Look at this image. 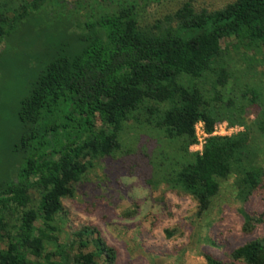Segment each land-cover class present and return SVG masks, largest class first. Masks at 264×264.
<instances>
[{"label": "trees", "instance_id": "obj_1", "mask_svg": "<svg viewBox=\"0 0 264 264\" xmlns=\"http://www.w3.org/2000/svg\"><path fill=\"white\" fill-rule=\"evenodd\" d=\"M43 1L0 8V40L38 16ZM112 3L84 15L78 32L69 21L71 43L53 49L18 102L19 135L9 150L18 164L0 182V264H115L101 239H81L85 231L75 233L78 248L70 258L46 246L54 241L61 200L72 196L94 162L120 150L126 121L152 127L170 143L168 151L151 153L148 183L190 197L197 215L210 209L220 180L234 177L233 197L243 205L264 176V116L246 121L245 109L257 99L250 87L225 91L230 76L220 47L231 39L245 50L264 48V0H233L209 12L183 2L161 29L139 22L136 0ZM205 78L208 89L200 83ZM219 122L242 131L211 135ZM197 123L207 137L199 153H188ZM238 213L243 235L263 221L243 208ZM88 242L93 251L83 252ZM202 258L204 264H264V236L224 258Z\"/></svg>", "mask_w": 264, "mask_h": 264}, {"label": "rangeland", "instance_id": "obj_2", "mask_svg": "<svg viewBox=\"0 0 264 264\" xmlns=\"http://www.w3.org/2000/svg\"><path fill=\"white\" fill-rule=\"evenodd\" d=\"M113 1L44 0L39 3L43 11L38 16L24 21L0 40V182L9 179L18 164L9 150L19 135L16 109L29 82L55 47L71 43L70 31H66L69 21L77 29L84 15L98 11V7L109 8ZM136 1L139 22L151 29H161L166 18L183 2L194 10L209 12L233 0ZM28 2L0 0V8H16L17 4ZM234 45L231 39L220 41L222 60L230 76L225 91L237 89L238 94L244 86L255 91L256 102L245 109L246 121L251 123L264 116V48L245 50ZM200 83L208 89L207 78ZM215 127V135L219 136L242 131L227 122H219ZM118 137L120 150L94 162L80 182L73 185L72 196L61 200L52 222L54 230L50 232L54 241L47 244L46 251L58 248L63 251L62 257L70 258L78 248L75 233L85 231L81 239H101L113 250L115 264H204L203 254L224 258L234 247L264 236V176L243 205L233 197L234 177L220 180L219 193L210 209L197 215L196 204L190 197L169 190L163 183H148L151 153L168 151L171 146L158 131L129 120L122 125ZM194 144L188 147V153L199 152L201 146ZM259 164L264 167L262 155ZM37 198L32 191L31 204ZM239 208L263 220L250 235L240 231ZM82 251H93L92 244L88 242Z\"/></svg>", "mask_w": 264, "mask_h": 264}, {"label": "built area", "instance_id": "obj_3", "mask_svg": "<svg viewBox=\"0 0 264 264\" xmlns=\"http://www.w3.org/2000/svg\"><path fill=\"white\" fill-rule=\"evenodd\" d=\"M215 125L213 127V131H212L211 135L219 136V135H215V134H217L216 133V127H215ZM229 129H232V128H229ZM197 132H199L200 135H198ZM194 135H195V139H196V143L195 144L198 145V146H201L200 147V150H199V152H200L201 151V148H202V145L204 143V139L207 137V135L203 131V128H202V124L201 123L195 124V126H194ZM199 152H197V153H199Z\"/></svg>", "mask_w": 264, "mask_h": 264}]
</instances>
